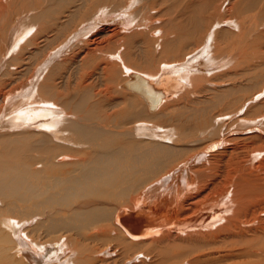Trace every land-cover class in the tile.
I'll list each match as a JSON object with an SVG mask.
<instances>
[{
    "label": "bare ground",
    "instance_id": "6f19581e",
    "mask_svg": "<svg viewBox=\"0 0 264 264\" xmlns=\"http://www.w3.org/2000/svg\"><path fill=\"white\" fill-rule=\"evenodd\" d=\"M222 1L203 17L194 0H0V85L18 61L42 59L30 81L0 95L1 264H182L231 238L261 240L264 145L253 142H264V106L240 112L241 93L264 79L253 58L259 40L247 44L259 25L244 30L260 2ZM156 8L161 25L150 17ZM223 8L230 17L220 21ZM201 29L208 35L196 44ZM212 42L231 55L213 53ZM225 57L254 68L246 88ZM70 64L81 71L72 93V75L59 69ZM57 74L63 86L43 81ZM232 129L243 137L226 143ZM210 136L214 144L193 157ZM38 215L45 221L27 228Z\"/></svg>",
    "mask_w": 264,
    "mask_h": 264
},
{
    "label": "rangeland",
    "instance_id": "374dc122",
    "mask_svg": "<svg viewBox=\"0 0 264 264\" xmlns=\"http://www.w3.org/2000/svg\"><path fill=\"white\" fill-rule=\"evenodd\" d=\"M93 1H95V0H93ZM195 1V4H196V6L200 9L201 8V6H202V9H203V11H202V15H204L203 17H211V14H213L214 15V12L212 13V11L211 10H214V6L213 5H216V4H221V2H223L222 0H194ZM259 2H260V6H258L259 8L258 9H254V12L253 13H250V14H247V16H252L253 14H255V17L257 18V20L256 21H249V20H246V24H244V30L246 31V32H249V30H250V28H253V25H252V22H256V24L257 25H259V26H257L252 32H251V36H250V38H249V40L247 41V44L248 43H250L254 38H255V40L257 39V40H259L257 43H256V45H255V51H254V53H251L249 50H247L246 52H247V55L248 56H250V53H251V56H252V54H254V57L253 58H255V61L256 62H264V45H263V43H264V7H261V5L263 4V6H264V0H262V2H261V0H259ZM212 3V4H211ZM228 4V2H226L225 4H224V8H225V6ZM222 5H223V3H222ZM196 8V7H195ZM209 8V9H208ZM224 8H223V10H220V13H219V19L218 20H220V21H223V20H225V19H228L230 16L229 15H227L226 14V12H225V10H224ZM158 8H156L155 10L154 9H149L150 10V15L152 14V13H154V15L152 14L150 17H152L153 19H154V21H156L155 22V24L154 25H161V24H163V20L161 19V18H159V17H153V16H155V14L156 13H158L159 14V12H160V9H158ZM197 9V8H196ZM262 9V10H261ZM151 10H152V13H151ZM256 10H258V11H256ZM33 11V10H32ZM210 12L211 14L209 15V14H207L206 16H205V13L206 12ZM263 11V12H262ZM149 12V11H148ZM156 12V13H155ZM259 14H258V13ZM34 13H35V11H33V12H28V14H27V17H26V20H25V22L26 23H28V24H31V23H34L35 22V18H34ZM157 14V15H158ZM220 14H221V16H220ZM257 14V15H256ZM262 14V15H261ZM31 18H30V17ZM215 16V15H214ZM246 16V17H247ZM257 16H259V18L257 17ZM261 17V18H260ZM109 18H112L110 15H104L103 17H102V19L104 20V19H109ZM217 18H218V16H217ZM159 19H161V20H159ZM221 19H223V20H221ZM218 20H214L213 21V23L211 24V26L209 27V29L211 28V27H215L216 25H217V22L216 21H218ZM160 21L162 22V23H160ZM231 22V21H230ZM232 22H235V20L234 21H232ZM262 23V24H261ZM228 24V23H227ZM213 25H215V26H213ZM153 26V25H152ZM227 25H221L220 27H219V29H218V31H226V29L227 28H229V27H226ZM239 25H237V27H238ZM208 27V25L206 26V27H204V28H207ZM255 27V26H254ZM161 29H163V27L161 28ZM209 29H208V31H209ZM207 29H201V31H200V33L198 34V36H197V40H195V42L194 43H196V44H198L200 41H201V38L204 36V35H206L207 34V32H206V34H205V32L204 31H206ZM234 30H236V29H234ZM242 31V30H241ZM244 31V32H245ZM185 31L183 30L181 33H184ZM237 32H239V30L237 29ZM208 35V34H207ZM255 35V36H254ZM254 36V37H253ZM253 38V39H252ZM103 39V40H102ZM250 39H252V40H250ZM99 41V43H102V42H106V40H105V37L103 38V37H101V38H99L98 39ZM263 42V43H262ZM215 43V42H214ZM213 42H212V52L214 53V52H216V50H220L219 49V47L216 45V44H214ZM257 45H258V47H257ZM259 50V51H258ZM43 51V50H42ZM221 52H224V55H226V54H228V56H230L231 55V52H228V50H220ZM249 52V53H248ZM45 53H47V52H45ZM98 53H100V52H97V54ZM212 53V54H213ZM39 56H38V58H36V60H30V61H24L23 62V60H20V61H18L17 62V64L13 67V69L10 71V72H7V73H5V77H3V79H2V84L0 85V95H2L3 93H9V91H10V89L11 88H13V87H17V86H19V85H21V84H23V83H26L27 81H30L31 80V76L32 75H30V69H32V67H35V68H38V67H40V63L42 62V59H40V55H41V53L40 54H38ZM99 55H101V53L100 54H98L97 56H99ZM256 56V57H255ZM99 58V57H98ZM226 58V57H225ZM233 58H234V56H233ZM248 58V57H247ZM253 58H251L250 59V57L247 59V60H251V62H254V60H253ZM260 58V60H258V59ZM25 59L26 60H28V59H32L28 54H26V56H25ZM33 59H34V57H33ZM263 59V60H262ZM225 60H227V61H229V62H231L230 63V66H229V68H227V69H229V70H227L229 73H237V71H238V73H239V71H240V75H242V74H244V75H242V79H240L242 82H243V84H244V86L245 87H243V88H246L248 85H249V74H253V73H255V70H254V72H253V67L251 66V65H247V64H245L243 67H239L235 62H233V59L232 58H226ZM258 60V61H257ZM32 61V62H31ZM89 61V60H88ZM88 61H84V63H85V66H86V68H85V66H84V69L83 70H85V71H92V69L94 68H92V66H95L96 65V61L95 60H90V62H88ZM91 61H93V62H91ZM87 62L89 63V64H87ZM24 64V65H23ZM87 64V65H86ZM91 64V65H90ZM157 65H158V63H156L155 64V66L157 67ZM232 65H234V66H232ZM59 66H61V64L59 65ZM161 66H162V64H161ZM232 66V67H231ZM248 66H249V69H248ZM67 67H68V69H67ZM79 67V66H78ZM87 67H89V68H87ZM239 67V68H238ZM245 67V68H244ZM263 67V66H262ZM231 68H232V70H231ZM264 68V67H263ZM263 68H261L262 70H263ZM59 69H61V71H60V73L63 75H65V77L66 76H71V78L69 79V88H68V90L70 91V93H72L75 89H76V86H77V81L75 80V78L76 77H78V76H80L81 75V71L80 72H76V70L75 71H72V67H71V64L70 65H67V66H62V67H60ZM247 69V70H246ZM144 70H148V68H146V69H144ZM245 70V71H244ZM261 70V71H262ZM84 71V72H85ZM89 71V72H90ZM248 71H250V72H248ZM29 72V73H28ZM70 72V73H69ZM83 72V73H84ZM219 72H221V71H219ZM225 72H222L221 74L223 75ZM263 74V78H264V72H262ZM29 74V75H28ZM221 74H219V75H221ZM58 75L59 74H57L56 76H54L53 78H51L50 80L48 79V80H43V81H51L52 79H56L55 80V82L56 83H59L60 84V86H63L62 85V83L60 82V79L58 80L57 78H58ZM243 77H244V79H243ZM79 78V77H78ZM77 78V79H78ZM247 79H248V81H247ZM246 80V81H245ZM94 81H96V82H93V80H92V83H93V86L94 87H97V88H99L100 86H101V82L99 81V82H97V79H94ZM240 81V82H241ZM75 82V83H74ZM225 84V85H224ZM223 85L224 86H222V88H224V87H226L227 88V86H228V84H226V83H223ZM119 86V85H118ZM264 89V79L262 80V82L260 83V85H258L256 88H251V89H249V88H246V91L245 92H243V93H241V95L243 96V100L242 101H245V105H243V107L242 108H244L245 107V109L243 110V109H240V112H241V116L243 117L245 114L246 115H251L252 114V112H254V109H261L263 106H264V91L263 92H261L262 90ZM93 90V89H92ZM247 90H249V91H247ZM60 92L63 94V96H64V98H66V84L64 85V87H62L61 89H60ZM249 92V93H248ZM181 93V92H180ZM259 93H261L260 94V97H258V98H256V99H253V97L255 96V95H257V94H259ZM204 94H206V96L204 95ZM204 94H199V95H203L204 97H208L209 95L207 94V93H204ZM184 95V94H183ZM248 95V96H247ZM3 96V95H2ZM181 97H182V93H181ZM203 99V98H202ZM253 100V101H252ZM255 100V101H254ZM251 102H253V103H251ZM255 102V103H254ZM56 104L58 105L57 107H60V106H62L61 104H59L58 102H56ZM248 104H249V106H248ZM263 104V105H262ZM254 105V106H253ZM247 106H248V108L250 109L251 107H255L254 109H250L251 111H249L248 109H247ZM61 108V110H63L64 108H62V107H60ZM218 112V111H217ZM217 112H215L213 115H214V117H218V115H216L217 114ZM243 113H244V115H243ZM251 113V114H250ZM59 114H64V116H66V111H61ZM212 115V116H213ZM223 116V118H226V115H222ZM245 117V116H244ZM212 118V117H211ZM229 120V119H228ZM225 123H227V125H228V123H230V122H225ZM214 127H216V126H212V128H214ZM229 127V125L227 126V128ZM65 130V129H64ZM238 133H236V132ZM3 132V131H2ZM233 132V133H232ZM197 134H195V135H197L198 136V132H196ZM231 136H225V142L227 143L228 142V137H230L229 139H233V138H239V137H241L242 136V134H241V132H240V130H236V129H232V131H231ZM232 135H233V137H232ZM239 135V136H238ZM247 135V134H246ZM211 137V136H210ZM232 137V138H231ZM243 137V136H242ZM227 138V139H226ZM205 141H204V140ZM207 139H212V137L211 138H209V137H206V138H201V139H199V141L197 142V143H195V145H196V149H198V150H196L195 149V145H194V148L192 147V149H194L193 150V152L191 153V155H193V157L194 156H196V155H198V154H200V153H202L205 149H206V147H209V146H211V145H213L214 144V142L212 143V140L210 141V140H208L207 141ZM203 141V142H202ZM200 143V144H199ZM206 143V144H205ZM209 143H211L210 145H209ZM253 143H256V145L257 146H263L264 145V142H258V141H254ZM261 144V145H260ZM202 145V146H201ZM206 145V147L204 148V146ZM228 147V144H226L225 145V147ZM198 147H200V148H198ZM204 149H202V148ZM263 149H264V146H263ZM202 150V151H201ZM196 151V152H195ZM206 151V150H205ZM190 155V156H191ZM189 156V158L191 159L192 158V156L190 157ZM263 156H264V154H263ZM188 158V160L190 161V159ZM188 160H186L184 163H182L181 165H184L185 163H187L188 162ZM261 161H264V158L263 159H261ZM260 161H257L256 162V164H258ZM203 163L204 162H202V163H200V164H202L203 165ZM200 164H198V167H200V166H202V165H200ZM177 169V168H176ZM176 169H174V172L176 171ZM264 167L263 168H261L259 171L260 172H262V174L261 175H263V173H264ZM164 174V175H163ZM163 174H161L160 175V177L162 176H166L167 175V173H163ZM222 177H223V174H222ZM221 177V178H222ZM167 178V177H166ZM163 179V178H162ZM160 180H158V179H156L155 181H152V182H150V187L153 185V184H155L156 182L158 183ZM156 183V184H157ZM264 184V183H263ZM149 186V185H148ZM264 186V185H263ZM262 195H263V197H259L258 198V207H261L262 209L260 210V211H264V189L262 190ZM2 200L0 199V204L2 203L1 202ZM46 211H48V209H46ZM262 213V212H261ZM42 217H44V216H40V215H38V216H36V218H34L30 223H32L31 225L29 224V226H27V228H29V227H35L36 225V223L38 222L37 220H39V222L37 223L38 225H39V223H40V221L42 220V221H45V218H42ZM40 218V219H39ZM248 218H251V217H249L248 216ZM12 219H14L16 222H19V220L18 219H15L14 217H12ZM36 219V220H35ZM24 229H26V228H24ZM23 229V230H24ZM23 230H22V232H23ZM40 233H42V232H40ZM113 234L115 235V233L113 232ZM250 233H249V235L245 238V239H247V238H249L250 237ZM25 236H28L26 233H25ZM30 236V235H29ZM116 236V235H115ZM259 237H260V241H257L256 243H253L255 246H258L259 248H257V250H256V253L253 251V250H250V249H255V247H254V245L253 244H251V243H249V241H248V239L247 240H245L244 242L246 243L245 244V246H243V244L242 243H240V244H242V245H238V243L240 242H237V239H235V238H233V240H234V242H233V240H232V242H231V239H228V240H226V244H223V243H225V242H223L222 243V245L220 246V247H218L219 246V244L217 245V246H215V245H213V246H209L207 249L206 248H200V250H197V252L196 253H194L191 257L192 258H186V260L184 259L182 262V264H196V262H194V261H197V262H200L201 261V263H199V264H264V232L263 233H259ZM64 238H66V234L64 235ZM29 239V238H28ZM41 239V242H44L45 240H47V239H49L48 237H45V234H43V236H42V238H40ZM29 240H35V238L34 237H32V239L30 238ZM50 241V240H49ZM227 241H228V243H227ZM242 242V241H241ZM259 242V243H258ZM220 243V242H219ZM232 243H234V244H232ZM237 244V246H236V249L234 248L235 247V245ZM229 245V246H228ZM232 245V246H231ZM250 245V246H249ZM114 243H112V244H110L109 245V247H111L110 249H113L114 247ZM225 246V247H224ZM229 247V248H226V247ZM215 247V248H214ZM232 247L234 248L233 250H232ZM212 248V249H211ZM221 248V249H220ZM205 249V250H204ZM214 249H219V250H214ZM225 249L227 250V251H225ZM212 250V251H211ZM221 250V251H220ZM251 251L252 252H254L256 255H254V253H251ZM111 252V251H110ZM211 252V253H210ZM245 252V253H244ZM247 252H249V253H247ZM201 253V254H200ZM215 253V254H214ZM218 253V254H217ZM220 253L222 254V255H220ZM260 255H259V254ZM117 256L116 255H113V257H114V259H119V260H121L122 259V257L121 256H118L119 254H120V252H118L117 251ZM229 254H231L230 256H229ZM252 254V255H251ZM203 255L205 256V257H203ZM236 255V256H235ZM241 255V256H240ZM210 256V257H209ZM235 256V257H234ZM254 257V258H252V257ZM211 257H212V259H211ZM226 259H225V258ZM228 257V258H227ZM244 257V258H243ZM204 258V259H203ZM206 258V259H205ZM145 258H142V261H146V259L144 260ZM190 259H192V260H190ZM208 259H211V260H208ZM225 259V260H224ZM229 259V260H228ZM128 260V259H127ZM204 260V261H203ZM205 260H208L209 262H207V261H205ZM216 260H218V263L217 262H215ZM220 260H221V262H220ZM214 261V262H213ZM222 261H224V262H222ZM147 262V261H146ZM194 262V263H193ZM0 264H1V261H0ZM137 264H139V263H137ZM152 264V263H151ZM181 264V263H180ZM198 264V263H197Z\"/></svg>",
    "mask_w": 264,
    "mask_h": 264
}]
</instances>
